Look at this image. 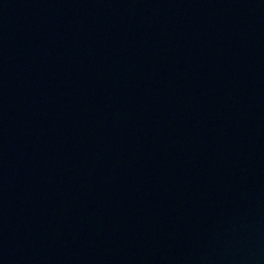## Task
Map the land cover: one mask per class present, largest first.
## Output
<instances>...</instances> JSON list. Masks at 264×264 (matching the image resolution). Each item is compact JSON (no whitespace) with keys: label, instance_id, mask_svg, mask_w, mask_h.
I'll return each instance as SVG.
<instances>
[{"label":"water","instance_id":"1","mask_svg":"<svg viewBox=\"0 0 264 264\" xmlns=\"http://www.w3.org/2000/svg\"><path fill=\"white\" fill-rule=\"evenodd\" d=\"M0 264H264V0H0Z\"/></svg>","mask_w":264,"mask_h":264}]
</instances>
